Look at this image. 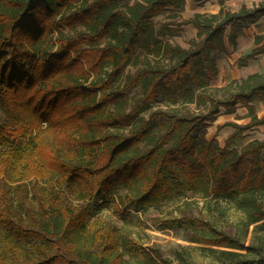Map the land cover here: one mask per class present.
<instances>
[{
  "label": "trees",
  "instance_id": "1",
  "mask_svg": "<svg viewBox=\"0 0 264 264\" xmlns=\"http://www.w3.org/2000/svg\"><path fill=\"white\" fill-rule=\"evenodd\" d=\"M185 4L0 0V264H130L110 225L85 226L84 202L117 183L150 205L189 192L184 207L202 200L224 223L184 210L165 224L218 248L201 247L197 261L183 247L177 263L137 250L136 264H264V139L235 144L264 125V72L211 89L217 54L264 17V1L187 19ZM186 25L196 30L187 47L173 40ZM221 108L249 118L218 125L234 128L223 146L206 137Z\"/></svg>",
  "mask_w": 264,
  "mask_h": 264
},
{
  "label": "rangeland",
  "instance_id": "2",
  "mask_svg": "<svg viewBox=\"0 0 264 264\" xmlns=\"http://www.w3.org/2000/svg\"><path fill=\"white\" fill-rule=\"evenodd\" d=\"M130 2L132 0H129ZM202 6H205L209 11L216 13L222 6L231 10H237L241 5L245 4L252 7L253 4L264 0H200ZM195 14V13H194ZM193 14V15H194ZM163 20L162 16L156 18V21ZM193 31V32H192ZM264 36V17L257 23L250 25L239 36L237 45L229 47L227 53L217 54L218 75L211 83V89L214 87H225L230 85L231 80H240L253 72H264V49L254 56H249L252 49L261 45H256V36ZM196 37V30L191 25L183 26L180 36L173 40L187 47L189 40ZM264 41V40H263ZM135 67L130 66L128 71L131 73ZM226 91H222L223 93ZM169 109H175L180 113L202 110L196 108L194 104H177L176 106H166L165 103L157 104ZM242 116L246 113L244 106H239L236 112ZM236 113L228 114L223 108L217 114L214 122L207 129L206 137L208 139L216 138L221 146L225 144V140L234 132L231 126H225L218 129V125L228 122L244 124L249 121L247 117L236 118ZM264 114V107L259 111V116ZM4 117L0 109V121ZM31 137L27 135L24 139H18L11 142L13 146H22ZM252 139H264V125L248 129L243 133L241 139H237L235 144L242 146ZM8 148V145H0V153ZM15 184L11 185L12 196L16 201L17 193ZM189 192H178L174 196L156 200L153 204H148L146 201H138L133 192L126 185L115 184L110 189H107L100 194L94 195L89 200L84 202L89 206V216L85 223L86 227L91 224H106L110 225L119 236V247L125 259L130 261V264H136L137 260L132 257L134 251L144 250L154 253L164 259H171L177 263L175 254L177 251L183 250V247H191L189 252L196 257L197 261H206L204 258L205 250L201 247L218 248L203 243H197L190 240V227L176 221L174 226L165 224L166 219L178 218L182 216L183 211L186 213L193 212L194 214H209L208 204L199 200L198 203H192L184 207L182 202L186 199H192ZM193 202V201H192ZM209 203L215 204L214 200ZM192 209V211L190 210ZM218 213V212H216ZM217 215V214H215ZM214 219L218 225H224L217 216L208 215ZM234 217V216H233ZM249 237L245 244L249 245ZM245 252V251H243Z\"/></svg>",
  "mask_w": 264,
  "mask_h": 264
},
{
  "label": "crops",
  "instance_id": "3",
  "mask_svg": "<svg viewBox=\"0 0 264 264\" xmlns=\"http://www.w3.org/2000/svg\"><path fill=\"white\" fill-rule=\"evenodd\" d=\"M200 4H201V1L200 0H186L185 9L182 12V16L187 19V18L192 17L194 13L209 11L207 8H205V6H202ZM260 73H263V72H260Z\"/></svg>",
  "mask_w": 264,
  "mask_h": 264
}]
</instances>
